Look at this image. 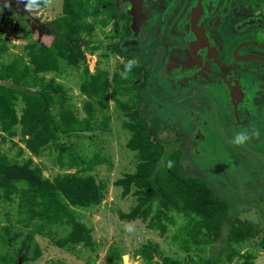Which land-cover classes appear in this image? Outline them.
<instances>
[{"label": "trees", "instance_id": "obj_1", "mask_svg": "<svg viewBox=\"0 0 264 264\" xmlns=\"http://www.w3.org/2000/svg\"><path fill=\"white\" fill-rule=\"evenodd\" d=\"M45 1L36 0L38 6H44ZM64 11L53 22L60 35L50 45L37 46L36 42L27 45L30 61L18 54H13L9 62L1 61L7 50L5 43L1 44L0 79H5L0 83L1 142L19 135L25 147L13 140L19 147L16 156L0 149V202L17 204L18 222L29 235L19 241L18 249H13V241L22 231H17L13 223L5 225L4 232H0V264H20V256L24 262L39 257L40 247L35 242L33 248L31 240L35 241L36 233L54 234L55 227L71 228L65 236L55 234L59 236L54 240L59 246L73 249L83 242L94 247L91 230L78 220L75 207L89 208L106 195V186L94 171L110 158L102 155L92 142L98 138L94 132L110 128V115L106 111L110 99L127 116L123 121L131 132L127 145L136 151L137 160L132 172L115 181L123 188V196L137 197V204L123 212L122 219L148 221V227L162 235L168 233L170 226L176 227L172 243L178 246L180 254L164 256L161 262L155 259L158 246L148 242L137 252L143 261L231 264L239 259L240 264H254L255 255L241 253L234 244L249 240L262 228L258 223L240 219L238 213L233 215L228 198L217 194L200 177L186 174L177 152L166 153L157 127L153 132L147 122L151 119L158 125L159 115L150 118L149 112L143 111L142 97L137 92L131 93L137 85L133 73L142 75L141 68L133 66L123 77L121 73L127 63L119 65L112 75L99 68L92 71L86 63V49L94 53L99 48L90 45L99 19L103 26L109 20L102 18L101 10L93 11L91 0H65ZM49 70L60 75L75 70L80 76V88L87 98L84 116L80 117L75 110L64 82H56L55 78L46 80L40 74ZM87 132L91 134L86 135ZM79 138L86 140L79 143ZM25 149L31 154L26 155ZM91 150L94 152L87 155ZM34 156L52 159L62 171L54 178L48 177ZM225 226L228 233H224ZM223 240L225 245L219 249L218 243ZM115 256L113 264L123 257L120 252Z\"/></svg>", "mask_w": 264, "mask_h": 264}, {"label": "flooded vegetation", "instance_id": "obj_2", "mask_svg": "<svg viewBox=\"0 0 264 264\" xmlns=\"http://www.w3.org/2000/svg\"><path fill=\"white\" fill-rule=\"evenodd\" d=\"M28 3L21 0L25 11ZM14 5L19 0H0V14L26 15ZM102 6L109 22L99 19L96 28L109 27L118 50L127 42V59L142 70L131 93L142 97L143 111L171 130L176 123L189 126L188 145L181 132L185 148L196 159L213 157L226 187L236 184L238 195L254 189L264 174V0H108ZM97 34L91 46L100 47ZM159 79L174 86L159 89ZM239 132L250 133L243 146L232 143Z\"/></svg>", "mask_w": 264, "mask_h": 264}, {"label": "rangeland", "instance_id": "obj_3", "mask_svg": "<svg viewBox=\"0 0 264 264\" xmlns=\"http://www.w3.org/2000/svg\"><path fill=\"white\" fill-rule=\"evenodd\" d=\"M105 1L107 0H93V11L99 12L102 3ZM63 4L64 0H46L44 6H37V10L26 7L25 16L18 14H7V16H4L0 14V48H3L2 43H5L7 48L6 52L3 53L1 61L9 62L13 54L23 56L26 61H30L31 56L27 45L33 42H36L37 46L42 44L50 45L53 39L60 35L59 29L53 22L57 17L65 14ZM105 31L100 27L95 29L94 32L98 33L96 37L102 43L94 53H91L89 48L86 49V63L92 71H96L99 68L100 70H108L112 75L120 63L126 60L130 61L127 59L130 51L126 47L127 42L119 43L120 49H116L115 43L108 37L113 32L109 31V27L105 28ZM132 61L135 62L133 65L138 63L136 59ZM40 74L46 80L55 78L56 82H64L65 89L68 90V95L71 96V101L75 104V110L78 111V115L82 117L86 114L83 104L87 98L81 91V78L75 70L70 71L69 74H65L64 72L62 75L58 71L52 70L40 72ZM133 77H136L135 73H133ZM0 80L2 82L5 81V79ZM162 81L160 79L156 81V86L159 89H163L165 86L168 87V85L170 87L174 86L167 80L164 81L170 84L164 85ZM175 90H179L178 86ZM190 103L191 101L189 100V106ZM106 107L107 110H105L110 115L111 120L110 128L104 132H94L98 134V138L92 142L95 148L101 150L102 155H107L110 158L109 162L98 165L94 171L98 179L105 184L106 195L100 203L92 205L89 208L75 207V211L78 213V220L85 223L91 230L93 240L95 241L94 247L90 245L85 246L83 242L74 246L73 249L59 246L54 240L60 235L65 236L71 228L65 227L59 229L55 227L53 228L54 234H35V241L31 240V243L33 242V248H35V242L39 245L41 255L34 260H26L25 262L20 256V264H113L111 260L115 259L116 252H120L123 257L117 259L114 264H146L141 258L140 253L137 252L143 244L149 245L148 242L158 246L159 251L155 259L161 262L164 256H178L180 254L178 246L172 243V235L176 229L175 226H170L168 233L162 235L159 230L148 227V221H143L139 218L135 220L122 219V213L130 211L137 204V197L132 194L123 196V188L116 185L115 181L124 177L127 172H132L135 169L137 163L136 151L130 149L127 145L131 132L123 126V121L127 118L125 113L116 107L113 99L109 100ZM96 115L101 116L102 114L97 113ZM149 116L152 118L154 115L150 112ZM159 121V124L155 125L151 122V119L147 120L153 132L155 126L157 127L158 135L163 140L162 144L165 147L166 153L175 151L180 155L183 171L191 176L200 177L217 194L228 198L230 200L229 208L232 209L233 215L238 213L237 215L240 219L248 223H258L259 227L262 228V231L254 237L249 238V240L241 244H234V246L238 247L241 253L250 252L254 254V264H264V247L262 246L264 242V174L263 179L260 177L255 179L256 182L253 184L255 186L254 189L251 188L246 190V193L238 195V188L236 189L235 187L236 184H232V188L224 185L225 177L223 173L219 174L218 166H216L213 157L201 160L196 159L192 149L185 148L188 146L182 141L181 132L182 130L186 131L188 145L190 143L189 126L185 124L183 126L179 125L182 128L181 130L178 127V123H176V126L171 127L175 129L171 130L161 124V119ZM225 127L227 130H231L233 125L227 121ZM238 127L240 128L241 126ZM245 133L248 135L246 142H249L250 133ZM90 134L91 132L86 133V135ZM155 137H157L156 134ZM13 140L25 147L20 141L19 135L14 136L11 141L6 140L5 142H1L0 137V149L8 153L9 156H16L19 151L18 145L12 143ZM70 140L74 139L71 137ZM83 140L79 138L78 142L81 143ZM92 152L94 151L87 152V155H91ZM25 154L30 155L31 152L25 149ZM34 157L37 163H42L44 173L48 177L54 178L57 173L62 171L52 159ZM220 164L222 165L220 168L223 169V164ZM247 175H250V172ZM251 176L256 177L254 174H251ZM19 218L16 203L0 202V232L3 233L5 225L9 223H13L17 231H22L20 236L13 241V249H18L19 241L29 235L27 234V229L18 222ZM227 219L228 215L225 216L224 223ZM181 222L182 219H179L178 223ZM227 230L228 226H225L224 233ZM218 244V248L220 249L225 245V241L223 240ZM124 255L128 256L126 261ZM231 264H240V260L235 259Z\"/></svg>", "mask_w": 264, "mask_h": 264}, {"label": "clouds", "instance_id": "obj_4", "mask_svg": "<svg viewBox=\"0 0 264 264\" xmlns=\"http://www.w3.org/2000/svg\"><path fill=\"white\" fill-rule=\"evenodd\" d=\"M38 6L36 0H29V3L26 5V7H34ZM134 61H129L125 66H124V71L121 73L123 77H126L127 72L131 70ZM248 140V135L247 133L244 132H239L235 135L234 139L232 140V143L235 145H240L243 146L245 142ZM169 166H171V162H169Z\"/></svg>", "mask_w": 264, "mask_h": 264}, {"label": "water", "instance_id": "obj_5", "mask_svg": "<svg viewBox=\"0 0 264 264\" xmlns=\"http://www.w3.org/2000/svg\"><path fill=\"white\" fill-rule=\"evenodd\" d=\"M2 1H3V3H6L7 4V3H10V1L12 2L13 0H2ZM14 7H15L17 13H19V14H25V10H24L23 5L21 4V0H19V7L18 6H15V5H14ZM0 83H2L1 80H0ZM127 258H128V256L127 255H124L125 261L127 260Z\"/></svg>", "mask_w": 264, "mask_h": 264}]
</instances>
